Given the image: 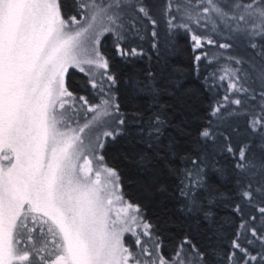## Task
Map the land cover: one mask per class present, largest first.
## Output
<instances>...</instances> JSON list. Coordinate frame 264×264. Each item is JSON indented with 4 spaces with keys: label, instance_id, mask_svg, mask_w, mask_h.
<instances>
[{
    "label": "snow or ice",
    "instance_id": "snow-or-ice-1",
    "mask_svg": "<svg viewBox=\"0 0 264 264\" xmlns=\"http://www.w3.org/2000/svg\"><path fill=\"white\" fill-rule=\"evenodd\" d=\"M73 2L75 14L65 18L60 0H0V264H209L188 236L171 253L162 252L157 226L125 196L120 174L100 151L105 138L119 134L117 125L126 124L102 38L113 36L120 57L145 55L142 47L127 46L130 38L151 37L158 53V19L147 0ZM161 14L170 31L188 34L196 65L212 63L206 46H234L197 32L209 23L215 32L217 18L235 22L233 31L251 50L226 57L218 76L227 80L224 103L212 107L210 116L218 120L199 135L227 153L235 170L227 199L239 222L223 264H264V156L253 152L254 141L264 152V0H163ZM70 69L87 77L95 102L69 89ZM237 115L251 137L234 144L220 127ZM159 124L156 117L150 136ZM206 160V154L193 157L182 172L188 212L202 210V192L225 196L208 185Z\"/></svg>",
    "mask_w": 264,
    "mask_h": 264
},
{
    "label": "trees",
    "instance_id": "trees-1",
    "mask_svg": "<svg viewBox=\"0 0 264 264\" xmlns=\"http://www.w3.org/2000/svg\"><path fill=\"white\" fill-rule=\"evenodd\" d=\"M60 2L65 18L75 14L73 0ZM147 3L159 21L158 53L151 47V37L144 41L130 38L127 46L142 47L145 55L120 57L115 52L113 36L102 38L101 51L108 57L109 70L117 79L112 91L126 119L124 126L117 125L121 130L115 139H105L104 162L120 174L125 196L139 203L157 226L162 252L171 253L188 236L207 253L209 264H223L222 256L228 251L239 222L227 199L233 190L235 170L232 158L211 142L203 143L199 133L210 120L213 124L218 120L210 112L216 104L224 103L223 96L227 94V80L218 79L223 74L220 69L228 64L226 57L248 56L251 50L243 37L233 31L235 22L217 18L215 32L210 23L207 29L197 32H207L218 43L230 42L234 46L228 50L206 46L203 51L212 63L202 59L196 65L188 34L183 29H168L161 14L163 0H147ZM66 84L76 96L84 95L90 103L95 102L87 77L77 69L69 70ZM156 117L160 121L159 133L150 136ZM220 131L230 136L234 144L251 137L245 118L239 115L227 117ZM223 143V137H219L218 145ZM256 143L253 142V152L260 158L264 152ZM204 154L208 185L213 192L225 196L214 198L202 192V210L188 212L180 195L181 175L185 167H191L188 161ZM205 212L211 213L207 219Z\"/></svg>",
    "mask_w": 264,
    "mask_h": 264
},
{
    "label": "rangeland",
    "instance_id": "rangeland-1",
    "mask_svg": "<svg viewBox=\"0 0 264 264\" xmlns=\"http://www.w3.org/2000/svg\"><path fill=\"white\" fill-rule=\"evenodd\" d=\"M83 121H81V123H82ZM71 127H76V125L75 124H73V125H71ZM62 130H64V129H62ZM74 133H72V132H68V135H73ZM81 135H83V134H81ZM106 139V138H105ZM101 151V154H102V150H100ZM81 163H82V161H81ZM94 168H95V164H94ZM91 176H92V178L93 179H95V175H94V172L91 174ZM101 184H103L104 183V181H105V179H106V174L105 173H103L102 172V174H101ZM113 218H114V216H113ZM129 240L127 239V237H126V242H128Z\"/></svg>",
    "mask_w": 264,
    "mask_h": 264
}]
</instances>
